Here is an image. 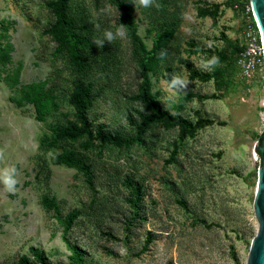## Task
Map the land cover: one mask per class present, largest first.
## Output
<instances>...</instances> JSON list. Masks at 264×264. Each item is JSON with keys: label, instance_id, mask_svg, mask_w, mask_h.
<instances>
[{"label": "rangeland", "instance_id": "obj_1", "mask_svg": "<svg viewBox=\"0 0 264 264\" xmlns=\"http://www.w3.org/2000/svg\"><path fill=\"white\" fill-rule=\"evenodd\" d=\"M57 1L0 0V46L5 34L14 45L0 65V168L19 173L15 192L0 184V264H248L264 133V74L247 80L240 64L251 0H125L135 37L111 0H68L91 41L85 71L54 35ZM121 24L124 40L92 43ZM213 56L215 71L196 66ZM174 74L187 91L168 89ZM41 82L44 121L18 106ZM80 82L92 86L86 119Z\"/></svg>", "mask_w": 264, "mask_h": 264}, {"label": "trees", "instance_id": "obj_2", "mask_svg": "<svg viewBox=\"0 0 264 264\" xmlns=\"http://www.w3.org/2000/svg\"><path fill=\"white\" fill-rule=\"evenodd\" d=\"M111 2L117 8L122 10L125 20L127 21L128 27L132 35L135 37V26L131 19V13L128 7V3L125 0H111ZM55 5L57 22L54 26V35L59 39L60 43L62 44V47L69 48L74 63H76L79 67L83 68L85 71L89 66L87 60L81 54L80 45H89L91 44V41H87L85 39L80 38L74 32V26L69 21L67 14L68 0H58ZM4 37L6 39V42L5 44H3V46H0V65L11 64L12 54L14 52V45L11 41L10 36L5 34ZM21 69L22 66L20 65L15 78L16 82H18ZM6 80L8 81V78ZM45 87L46 82L26 86L27 92L24 97V102L18 104L19 107H24L28 104L35 105L39 111L38 119L40 121L45 120V113L49 111L50 105L53 104V101L50 98L48 92H46ZM77 91L83 98L84 102L81 103L79 100H76L75 108L78 111L80 117L82 119H86L87 111L92 106V86L85 85L84 82H80L77 87ZM148 102L152 103L153 101L148 99ZM262 137L263 135L261 136L260 140L262 139ZM55 162L57 164H64L69 167L79 168L87 172L88 174L86 165L82 160L69 158L66 156H57L55 158ZM51 205L55 206L54 199L51 200Z\"/></svg>", "mask_w": 264, "mask_h": 264}, {"label": "clouds", "instance_id": "obj_3", "mask_svg": "<svg viewBox=\"0 0 264 264\" xmlns=\"http://www.w3.org/2000/svg\"><path fill=\"white\" fill-rule=\"evenodd\" d=\"M134 3L135 6H139L144 9L156 8L157 10H160L162 8L159 0H134ZM111 11L112 9L110 5H106L105 8L102 9V12L108 15L111 14ZM126 35L127 33L125 31V27L123 24H121V26L116 28L115 31L106 29L101 35L94 36L92 43H94L99 48H103L105 42L113 44L118 39L124 40ZM167 55L168 53L166 50L161 51L159 53L158 59L163 61ZM196 66L202 71L213 72L217 67L220 66V60L219 57L213 56L210 59L201 60ZM189 83L190 81L187 78L174 74L170 83L168 84V89L174 93L185 92L188 89ZM3 157L4 152L2 149H0V159H3ZM18 176L19 173L15 166H6L4 168H0V184H3L4 188L8 192L16 191V186L19 183Z\"/></svg>", "mask_w": 264, "mask_h": 264}, {"label": "water", "instance_id": "obj_4", "mask_svg": "<svg viewBox=\"0 0 264 264\" xmlns=\"http://www.w3.org/2000/svg\"><path fill=\"white\" fill-rule=\"evenodd\" d=\"M252 8L262 35L264 46V0H251ZM257 144V153L261 157L259 179L256 189L254 211L259 222L258 234L252 242L248 264H264V133Z\"/></svg>", "mask_w": 264, "mask_h": 264}, {"label": "built area", "instance_id": "obj_5", "mask_svg": "<svg viewBox=\"0 0 264 264\" xmlns=\"http://www.w3.org/2000/svg\"><path fill=\"white\" fill-rule=\"evenodd\" d=\"M240 64L242 75L247 80L264 74V46L255 15H253L252 23L248 25L246 31V46Z\"/></svg>", "mask_w": 264, "mask_h": 264}, {"label": "bare ground", "instance_id": "obj_6", "mask_svg": "<svg viewBox=\"0 0 264 264\" xmlns=\"http://www.w3.org/2000/svg\"><path fill=\"white\" fill-rule=\"evenodd\" d=\"M253 13H254V10H253ZM254 15H255V14H254ZM255 18H256V17H255ZM262 106L264 107V100H263Z\"/></svg>", "mask_w": 264, "mask_h": 264}, {"label": "snow or ice", "instance_id": "obj_7", "mask_svg": "<svg viewBox=\"0 0 264 264\" xmlns=\"http://www.w3.org/2000/svg\"><path fill=\"white\" fill-rule=\"evenodd\" d=\"M262 22H264V21H262Z\"/></svg>", "mask_w": 264, "mask_h": 264}]
</instances>
